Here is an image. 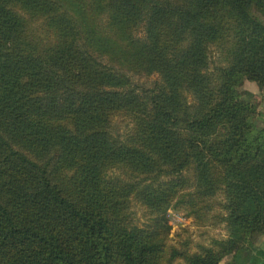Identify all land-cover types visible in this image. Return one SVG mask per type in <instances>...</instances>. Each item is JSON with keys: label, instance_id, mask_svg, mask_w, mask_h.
<instances>
[{"label": "trees", "instance_id": "1", "mask_svg": "<svg viewBox=\"0 0 264 264\" xmlns=\"http://www.w3.org/2000/svg\"><path fill=\"white\" fill-rule=\"evenodd\" d=\"M252 2L0 0V264L254 263L264 126L238 94L264 93ZM219 193L228 237L164 260L167 211L201 217Z\"/></svg>", "mask_w": 264, "mask_h": 264}, {"label": "rangeland", "instance_id": "2", "mask_svg": "<svg viewBox=\"0 0 264 264\" xmlns=\"http://www.w3.org/2000/svg\"><path fill=\"white\" fill-rule=\"evenodd\" d=\"M253 14L263 20L262 11L264 3L253 0ZM156 77H134V81L141 86H151ZM239 97L254 105L256 109L253 117V124L260 128L264 126V93L255 82L244 80L238 88ZM132 123L125 117L116 116L112 119L110 132L113 135L124 137L131 130ZM223 194H217L211 201V210L202 212V216H191L185 208L171 207L167 211V218L171 226L169 233L164 239L166 260L172 249L186 254L201 253L205 247H215V241H221L228 237L225 224L220 221L221 215L224 214L222 203ZM201 211H204L203 209ZM217 215V217H216ZM128 216L133 223L138 226H147L152 223V215L145 207L131 201ZM183 255V254H182ZM230 256H225L219 264H229ZM182 257L176 258L173 264H184Z\"/></svg>", "mask_w": 264, "mask_h": 264}, {"label": "crops", "instance_id": "3", "mask_svg": "<svg viewBox=\"0 0 264 264\" xmlns=\"http://www.w3.org/2000/svg\"><path fill=\"white\" fill-rule=\"evenodd\" d=\"M255 251L253 252V264H264V236H258L255 241Z\"/></svg>", "mask_w": 264, "mask_h": 264}]
</instances>
